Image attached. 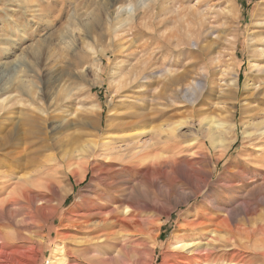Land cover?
<instances>
[{
	"label": "rangeland",
	"instance_id": "obj_1",
	"mask_svg": "<svg viewBox=\"0 0 264 264\" xmlns=\"http://www.w3.org/2000/svg\"><path fill=\"white\" fill-rule=\"evenodd\" d=\"M130 4L134 11L129 16L124 10ZM190 40L197 45H188ZM181 70L187 71L183 81L187 88L197 80L209 88L192 106L177 91L180 84L169 81L170 72ZM233 80L237 86L229 85ZM0 90V99L9 93L16 96L13 106L1 111L0 172L9 171L10 186L18 177L28 179L26 193L7 205L6 217L0 220L9 237L17 240L0 249V264H16L12 260L20 256L25 257L23 264H48L56 248L55 233L36 231L24 219L33 199L44 204L51 195L50 181L58 191L53 204L60 193L67 192L65 214L98 188V173L89 172L84 181L77 182L74 173L80 172V166L66 163L68 154L77 156L74 162L83 160L74 152L78 145L114 140L125 151L126 142H135L131 136L140 135L141 143L150 144L155 132L163 143L181 142L182 155L202 146L198 159L204 152L209 156L213 182L230 198L228 207L222 211L213 207V213L230 219L232 234L216 242L205 263L264 264V148L250 139L255 123L262 119L261 113L258 118L250 116L257 114L252 107H264L260 106L264 105V0H0ZM67 92L70 97L62 100ZM31 95L35 106L50 109L46 120L71 124L70 131L78 128L81 135L64 139L68 130L47 133V121L34 115L26 101ZM247 97L252 106L247 105ZM212 118L223 122L209 133ZM119 123L124 128L113 129ZM221 135L226 142L236 141L217 163L218 149L210 140ZM160 155L170 157L173 152ZM129 156L115 159L114 167ZM146 170L134 177L143 183L128 200L143 207L138 217L147 223L150 237L159 232L160 236L155 252L150 238L137 256L140 264H178L173 248L179 228L197 210L213 205L215 198L198 197L172 210L175 205L169 195L175 189L171 179L158 169ZM59 222L56 216L51 225L57 227ZM30 238L37 249L17 251L11 244L21 245ZM40 242H44L41 247ZM129 263L122 258L116 264Z\"/></svg>",
	"mask_w": 264,
	"mask_h": 264
},
{
	"label": "bare ground",
	"instance_id": "obj_2",
	"mask_svg": "<svg viewBox=\"0 0 264 264\" xmlns=\"http://www.w3.org/2000/svg\"><path fill=\"white\" fill-rule=\"evenodd\" d=\"M124 11L125 13H128L130 16V14H132L134 11V6L130 4L125 8ZM192 44L197 45L196 42L190 40L188 45H192ZM147 64L149 65L148 62H146V65ZM169 74H170L169 81L173 84H177V83L180 84V87L178 88L177 91L179 93H184V98L186 102L191 104V106L199 101L198 99L200 94L208 88V85L204 81H200V80L194 81L191 85L189 84L190 86L188 88L187 86H184L183 84L185 83H183V81L187 80L188 78V74L186 70L175 71L173 73L170 72ZM229 85L233 87L237 86V80H233ZM178 92L177 94H179ZM2 94L3 91L0 90V97L2 96ZM69 94L70 93L67 92L63 96L62 100H66L67 98H69L70 97ZM261 94H263L262 96L264 97V91L261 92ZM257 95L259 96V93ZM256 98L253 101L257 100ZM32 99L34 98L31 95L29 96V99L26 100L28 101V104L30 106H33L31 108L32 113L34 115L40 116L45 120L49 119V117L52 114L50 109L48 107L35 106L34 100ZM248 99L249 97H247L246 99L247 105L249 106L250 104L248 102ZM14 100H16V96L13 93H9V96L0 99V117L2 110H5V108H9V107L11 108L13 106L12 102ZM262 103H264V101H262ZM260 106H264V105H260ZM82 108L84 107L82 106L81 109ZM252 109H254V111L256 110L257 114H253L250 116L252 118L253 117L258 118L259 117L258 113H261L260 116L262 117V119L259 120L257 123H255L253 131L250 135L251 138L250 137L249 138L255 142L254 143L255 145L264 148V107L262 109L258 106V107H252ZM212 120H213L212 122L213 124H210L209 126V133H212V129L214 128L215 125H217L216 123L220 124L221 122H223L220 119L216 120L215 118H212L211 121ZM46 121L48 123L46 128L47 133L49 134L51 133V135L52 134L55 135L56 133H59L63 130L64 132L65 130L69 131L68 134H65L63 136L64 139L66 138L68 139L69 137L71 138L72 136L73 137L75 136L74 138L77 139L79 135H81V132L79 131L78 128L75 131L74 130L70 131L72 130V126H73L71 124L66 125L64 124L65 122L51 123L49 120ZM219 126H223V125L221 124ZM123 128H124V124L119 123L116 126H114L113 129L122 130ZM157 135L159 136V133L155 132L154 136L151 138L155 141H152L150 144L144 142L141 143L140 135L131 136L132 138L131 140L135 142H129V143L126 142L125 151L121 149L122 147H117L118 145L116 146V141L114 140L104 141V142L90 140L88 145L85 146L78 145V147L74 151L76 153H79L80 154L79 159L81 160L82 158L83 160L81 161L77 160L78 162L75 160L76 162H74L72 160L78 159L77 156L75 157V155L73 156L72 154H68L67 157L65 156L67 158L66 159L67 165L71 166L77 163V165L80 166L81 168L80 172L77 173L72 172L74 173L75 180L77 182L84 181L89 172H92L93 175L94 173L95 174L98 173L97 178L99 181L98 183L99 186L95 191L92 190L93 192L91 193V196L87 197L83 203H81L80 205L77 204L76 205L77 207L75 209L72 208L69 209L66 212V214L63 213L62 208L66 198L68 197L67 192L60 193L58 196L60 197L58 202L55 204L52 203L54 201V195L58 192L56 185H54L55 184L54 181H53L54 183L53 185H52V181L49 182L50 185L48 184L49 187H51L52 193L49 197H45L47 198V200L44 204L43 202L38 203V200L33 199L31 197L33 199V203L31 201L30 203H32L33 206L30 209L31 210L30 214L28 216L25 215L24 220L28 222L27 224H29L31 228L36 229V231L48 229L49 235H51L53 232L55 233L56 239L54 240V244H55L54 246L56 248L54 250V254L53 255L51 254L48 264H116L117 262H120L122 258L123 260H125L126 258L129 262H131L129 264H140L141 263V260L139 259L140 257L137 256L138 253H140L139 248L146 246L147 241L150 238L152 241L153 252H155L156 248H158L159 245L158 238L160 236V232L150 237L149 235L150 228L147 226V223L145 221H143L141 218L138 217L141 216V213H143V207L138 206L137 203L128 200L130 199L129 198L130 194L136 191L142 185L143 182L137 183L135 181L136 179L134 180V177H136L140 172H142L141 170L144 169H147L149 172H153L156 171V169H158V171L160 172L162 171V174L168 176L171 179L172 185L175 189L173 194L169 195L170 200L175 205V207L173 206L174 209L171 208L172 210H175L182 205H188L192 200L198 197L206 198L207 196H214L213 198L215 199L213 205L212 204L211 206L204 205L205 207L203 209L200 208L199 210H197L193 215H191L189 219H187V221H185L186 223H184L179 228L181 230V234L179 232L180 235L177 238L175 237L176 241L174 243V248H173L174 254L179 257L178 264H207L205 263L204 260L208 258V256L213 252V250H215L218 244V243L216 244V242L221 238L225 239V236L233 231L229 223L230 219H228L224 215H215L213 213V207H217L221 211L224 208L228 207L230 203V198L228 194H225L223 192L224 190L221 191L220 186H218L219 184L216 185L215 181L213 182L214 170L211 169V159L209 158V156L204 152L203 158L201 160L198 159L197 156L199 154H202L203 152L202 146H199L198 151H191L189 155H182V152L185 148L184 146L183 147L181 146V142H179L177 139H173L172 141L167 140L163 143L162 142L163 139L162 141H160ZM235 141L236 140H234L233 142L232 141L226 142L224 135H221V138H215V139L214 137H211L210 144L218 149V152L214 157L217 163L220 162L226 156L227 149H230L232 145L235 143ZM167 151L173 152V155H171L170 157H163L160 155L161 152L163 153ZM127 156L131 157L127 162H124L118 168L114 167L116 166L115 159L117 161V159H121V158L124 159ZM232 169L231 171L236 172V174L239 173L238 171H235V169L234 170ZM241 173L243 174V172ZM8 174L9 171L7 174H3L0 172V194H1L0 220L3 218V216L6 217L5 209L8 207L7 205L15 203L18 199H20L19 198L20 195L22 196L23 194L26 193V189H27L25 184L28 182V179L24 177H18L15 180V182L10 186L8 184L9 180L6 179L9 178ZM234 175L235 174H233V176ZM235 176L234 178H236ZM34 177L36 176L34 175ZM35 181L36 180H34L33 183H35ZM46 181L48 180L46 179ZM29 182L32 183V179H30ZM56 182L59 181H57L56 179ZM236 185L235 188L238 189ZM255 189L258 188L256 187ZM5 193L7 195L4 197ZM245 193L246 192H244V194ZM244 194H242V196ZM170 200L168 199L167 201ZM14 210L15 209H13V211ZM172 210L168 212L169 217L171 216ZM225 210L227 211V209ZM7 215H8L7 218L11 219L13 217L12 211L10 213H7ZM56 216H59L60 222L57 227H53L51 224H53L54 221H56ZM231 219L233 218L231 217ZM160 228L161 227H159V229ZM257 228L256 230L259 231ZM23 231L25 232L24 229ZM253 232L255 231H252V233ZM38 234L39 232L36 235ZM250 235L249 237H251L253 234L251 236ZM248 239L250 240V238ZM11 240L12 239L4 231L3 227L0 226V249L8 245V241ZM16 241L17 240H15V242ZM253 241L255 242L256 240H252V243ZM14 243L11 242V244H13L16 247V249H18L17 251H19L20 248H22V250L23 248L27 250H32V249H37L38 247L35 244L36 242L34 241L33 238H30L21 245ZM39 245L41 247L42 245H44V242H40ZM256 250L258 249L256 248ZM12 261L16 262V264H23L25 261V257L20 256L14 258ZM33 264L35 263L33 262Z\"/></svg>",
	"mask_w": 264,
	"mask_h": 264
}]
</instances>
